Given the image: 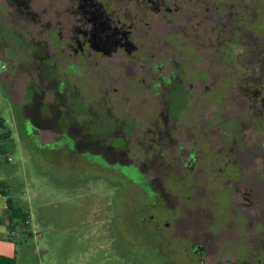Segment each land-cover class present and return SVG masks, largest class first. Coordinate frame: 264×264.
<instances>
[{"label":"rangeland","instance_id":"rangeland-1","mask_svg":"<svg viewBox=\"0 0 264 264\" xmlns=\"http://www.w3.org/2000/svg\"><path fill=\"white\" fill-rule=\"evenodd\" d=\"M220 1L215 4L220 6L217 16L191 23L188 29L203 58L196 68L210 72L206 84L215 81L221 88L216 106L195 101L190 90L184 91L183 81L148 89L139 83L142 75L127 72L115 73L111 86L116 92L99 88L106 86L105 77L71 73L59 75L60 89L55 77L37 72L39 61L28 55L35 48L28 29L16 14L0 9V116L5 122L0 133L10 134L0 142V181L30 216L24 231L13 220V236L4 227L17 264L176 262L172 250L184 241L160 245L152 231L150 240L159 244L156 252L141 243L140 231L134 233L123 219L120 234L112 221L117 185H107L98 170L78 171L74 165L72 140L77 151L109 160L114 130L122 133L121 140L126 138L120 146L125 155L121 162L137 165L166 205L179 208L181 217L172 219L173 235L202 246L196 264H264V90L259 91L264 86V0ZM239 19L244 24L239 25ZM162 35L159 29V59L169 54ZM162 62V74H168L174 63ZM256 91L254 101L251 93ZM167 115L187 127H195L194 116L221 121V153L226 155L222 180L215 186L198 184L192 195L201 204L190 208L181 205L187 201L183 190L166 188L163 175L155 170L161 156L156 143L167 146L169 140L161 135L155 142L148 129H170L157 120ZM206 128L213 131L214 126ZM173 141L186 143L182 136ZM225 162L232 166L227 171ZM205 166L210 168L207 175H213L212 166ZM182 260L179 264H189Z\"/></svg>","mask_w":264,"mask_h":264},{"label":"flooded vegetation","instance_id":"flooded-vegetation-1","mask_svg":"<svg viewBox=\"0 0 264 264\" xmlns=\"http://www.w3.org/2000/svg\"><path fill=\"white\" fill-rule=\"evenodd\" d=\"M217 2L221 1L0 0V9L10 15L16 14L28 29L27 36H30L31 44L35 47L29 50L28 55L39 61L37 72L44 71V77H55L58 85L59 75L86 74L87 77H105L106 86L99 85V88L116 92L117 88L111 86L115 73L120 76V72H127L133 77L142 75L139 83L148 89L158 88L161 83L167 86L171 82L183 81L184 91L190 90L195 101L216 106L221 102V88L215 81L213 84H206L205 77L210 72H206L204 68H196V65L203 62V58L197 51V44L193 39L190 40L188 29L191 23L195 26V23L200 24L207 17L217 16L220 12V6L215 5ZM243 22V19H239L238 24L242 25ZM216 27H220L219 23ZM159 29L164 33L162 42L165 44V51L169 52L160 59ZM35 35L38 36L37 40ZM9 51L17 53L11 49ZM159 61H163V64L172 62L174 67L168 74H162L163 65H159ZM61 87L63 86L60 89ZM261 90H264V86L259 91ZM259 91L251 93L254 101L258 98ZM262 101L264 102L263 99ZM157 120L168 123L170 129L162 127L158 132H154L157 131L156 127L148 129V135L152 134L155 142L159 141L161 135L169 140L167 146H164L165 142L156 143L157 153L161 156L155 170L163 175L160 178L165 180L166 188L174 191V188L179 187L183 190L187 201L181 205L190 208L201 204L192 195L196 186L200 183L215 186L216 182L220 184L222 180L221 163L226 155L221 153V121L216 122L214 116H194L195 127H187L185 123L168 115ZM207 124L214 126L213 131L206 128ZM116 132L120 131L112 132L116 137L112 139L114 143L109 141L108 144L112 147L109 160L101 157L99 160L95 158L99 154H91L89 151H77V144L72 140L76 169L84 172L98 170L107 185H117L111 198L112 221L118 225L120 234L123 219L134 233L140 231L141 243L157 249L156 252H159V244L150 240L152 231L161 241L160 245L184 241L180 249L176 247L172 250L173 258H176V262L172 264H179L180 259L196 264V254L202 246L191 243L185 237L177 238L178 235H173L172 219L177 217L179 208L176 207L175 212L174 207L166 205L164 198L152 190L149 180L137 165L121 162V157L125 155L120 146L126 138L122 136L121 140L122 133ZM175 136L185 137L186 143H175ZM205 164L212 166L213 175H207L206 171L210 168L206 170ZM224 166L226 171L232 167L226 162ZM81 180L80 178L78 181ZM231 183L235 184V180L231 179ZM178 216L181 217L180 214ZM182 216L184 218L185 213ZM163 262L169 264L166 260Z\"/></svg>","mask_w":264,"mask_h":264},{"label":"trees","instance_id":"trees-1","mask_svg":"<svg viewBox=\"0 0 264 264\" xmlns=\"http://www.w3.org/2000/svg\"><path fill=\"white\" fill-rule=\"evenodd\" d=\"M5 126L4 119L0 116V130ZM9 132L0 133V142L9 138ZM3 148H0V154L3 153ZM0 194L6 198L7 204V215H6V225L11 233L15 231V225L13 220H17V225L22 231L27 227L29 222V212L22 208L21 206L15 204L13 199L9 196L7 185L5 182L0 181ZM0 264H16L15 257H7L0 255Z\"/></svg>","mask_w":264,"mask_h":264},{"label":"crops","instance_id":"crops-1","mask_svg":"<svg viewBox=\"0 0 264 264\" xmlns=\"http://www.w3.org/2000/svg\"><path fill=\"white\" fill-rule=\"evenodd\" d=\"M6 215H7L6 198L0 194V255L13 257L12 246L11 243H9L8 241L9 232L7 233L5 231L6 228H4L6 225ZM10 235L13 236L14 232L13 233L10 232Z\"/></svg>","mask_w":264,"mask_h":264}]
</instances>
